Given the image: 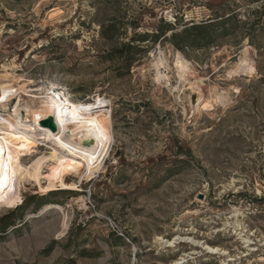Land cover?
Listing matches in <instances>:
<instances>
[{
    "label": "rangeland",
    "instance_id": "1",
    "mask_svg": "<svg viewBox=\"0 0 264 264\" xmlns=\"http://www.w3.org/2000/svg\"><path fill=\"white\" fill-rule=\"evenodd\" d=\"M230 11L238 27L208 48L147 42L130 71L103 59L111 20L125 43L161 20L181 30ZM5 74L18 92L2 115L19 101L44 108L53 88L74 103L104 98L108 145L89 171L67 140L16 160L0 199V264H264V0H0ZM45 153L44 175L29 176ZM65 155L79 160L62 187L46 175ZM59 190L72 193L44 197Z\"/></svg>",
    "mask_w": 264,
    "mask_h": 264
},
{
    "label": "bare ground",
    "instance_id": "2",
    "mask_svg": "<svg viewBox=\"0 0 264 264\" xmlns=\"http://www.w3.org/2000/svg\"><path fill=\"white\" fill-rule=\"evenodd\" d=\"M248 51L249 48L247 47L243 53H248ZM186 63L178 52L175 63L176 68L181 69L183 73L188 70ZM251 69L253 68L251 67ZM165 77V75H161L159 78L163 79ZM13 79L14 77L11 74L0 76V81L3 82V85L0 86V102L4 107H7L9 101L18 92V88L16 89L13 86L15 83H11L14 81ZM55 94L49 91L45 95L44 108L35 110L28 105V101L25 105H22L19 101L12 113L0 114V187H5L4 191L0 192V199L16 183V160L30 153L35 142L45 143L51 141L61 147H67L64 142L67 140L70 143L68 145H72L75 149L71 154L76 155L84 162L87 171L91 169V165L97 164L104 157L108 138L106 127L102 126L98 120L101 116L100 109L107 107V101L98 96L90 103H74L72 101L65 103L57 100ZM21 110L25 115L20 113ZM50 118L56 123V131L41 127V122ZM53 157V155L45 153L38 158L31 166L28 175L37 178L42 177L45 163ZM76 160L79 159H74L69 155L59 156L57 166L49 169L46 178L52 183H61L64 175L72 177L71 174H75L77 171ZM61 185L62 187L65 186L62 183ZM41 187L44 192L48 191L44 186ZM14 196V194H11V197ZM179 239L165 241V239L159 238L158 241L165 244L166 247L173 248L176 247ZM194 245L198 247L200 244L195 243ZM204 248L208 254L217 255L221 253L218 248L208 246Z\"/></svg>",
    "mask_w": 264,
    "mask_h": 264
},
{
    "label": "trees",
    "instance_id": "3",
    "mask_svg": "<svg viewBox=\"0 0 264 264\" xmlns=\"http://www.w3.org/2000/svg\"><path fill=\"white\" fill-rule=\"evenodd\" d=\"M227 16V18H225ZM238 14L229 12L220 21L212 23H192L184 25L181 30L176 24L161 20L154 32L135 33L128 42H121L122 35L118 23L111 20L108 24L101 25V39L111 44V49L103 57L106 60H117L121 68L130 71L135 63V55L142 52L144 43H169L178 51L185 53L188 50L205 49L224 37L230 36L238 27ZM218 19V18H216ZM139 27H134L138 29ZM170 33V35H169ZM72 193L68 190L53 191L44 197L54 193ZM41 199H45V198ZM2 230V229H1Z\"/></svg>",
    "mask_w": 264,
    "mask_h": 264
},
{
    "label": "water",
    "instance_id": "4",
    "mask_svg": "<svg viewBox=\"0 0 264 264\" xmlns=\"http://www.w3.org/2000/svg\"><path fill=\"white\" fill-rule=\"evenodd\" d=\"M41 127L46 128V129H50L52 131H56L57 130L56 123H55V121L52 118L41 122Z\"/></svg>",
    "mask_w": 264,
    "mask_h": 264
},
{
    "label": "built area",
    "instance_id": "5",
    "mask_svg": "<svg viewBox=\"0 0 264 264\" xmlns=\"http://www.w3.org/2000/svg\"><path fill=\"white\" fill-rule=\"evenodd\" d=\"M51 93H56L55 97L57 100H61L62 102L67 103L69 101V99L67 98V96H65V94L63 92H60L57 88H53Z\"/></svg>",
    "mask_w": 264,
    "mask_h": 264
}]
</instances>
